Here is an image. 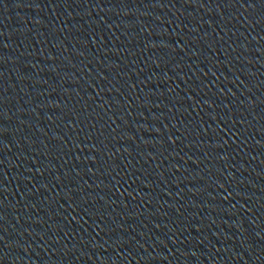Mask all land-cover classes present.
Returning <instances> with one entry per match:
<instances>
[{"label":"water","instance_id":"1","mask_svg":"<svg viewBox=\"0 0 264 264\" xmlns=\"http://www.w3.org/2000/svg\"><path fill=\"white\" fill-rule=\"evenodd\" d=\"M151 191L264 198V0H0V208Z\"/></svg>","mask_w":264,"mask_h":264}]
</instances>
